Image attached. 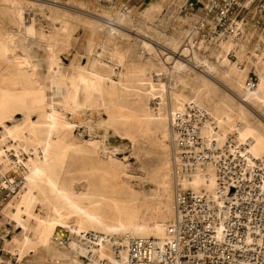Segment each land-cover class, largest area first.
<instances>
[{"label":"rangeland","instance_id":"1","mask_svg":"<svg viewBox=\"0 0 264 264\" xmlns=\"http://www.w3.org/2000/svg\"><path fill=\"white\" fill-rule=\"evenodd\" d=\"M20 1L23 2L25 8V24L32 25V23H35L32 26L42 31L46 36L50 35L61 24H68L71 27L68 44L64 43L62 34L57 36L53 50L59 58L57 61H52L50 67L43 46L44 43L38 40L28 43L31 54L34 58H37L36 60H39L43 69V71L42 69L39 71L38 76L35 78V87L38 89H47L51 78L66 76L69 72L70 64L83 65L92 59L95 53L93 51L92 54H88L85 50V43L90 34L88 27H93L94 23L96 24L94 42L103 44L104 52L101 55V60L104 66L113 70V77L117 76L115 73L116 69H118L117 62L114 58L109 57L107 53L113 48L128 50L130 53L128 59L132 65H149V68H151L149 71L154 80L155 77L152 74L154 71H163L162 74H164L162 78H156V81H153L159 86L162 85L160 86V88L162 87V97L158 93L149 95L145 94L144 90L139 91V96H142L141 105L136 100V96L130 93L131 90L120 87L119 95L110 97L111 99L106 107L97 106L94 95H91L86 102L87 104L82 106V109L83 107L84 109L81 111V115L74 118L72 134L69 137V141L73 144V150H71L72 152L70 151L65 159L62 175L58 178H52L60 186L76 193V196L80 198L77 201L79 205L84 203L83 197L80 195L85 191L84 189H87L92 193L90 196L91 205L98 209V212L110 224L114 225L115 217L113 213L116 206L105 198L109 195V189L113 187V182L109 176L111 173H115L126 182V186H129L127 191L131 194L130 200L132 201L130 202L142 204L144 216L147 219V222L145 219V225L150 224L154 221V218L160 217L165 210V205H163L161 199L162 181L165 178L169 181L167 193L169 198L166 197V199L168 200L167 206L171 210L170 221L166 222L165 227V235L167 234V227L172 222L174 213L175 176L173 172L174 163L170 154L169 133H167L168 137H163L161 131L164 127L168 132L167 115L169 113L170 92L174 90L183 92L186 96L196 95L195 91H192L189 87L203 76L200 68L204 67L205 60L209 63L215 62V64L219 60L224 63L227 70L222 73L223 70L217 69L214 73L223 83V86L217 85V92L204 94L202 93L204 92L203 89H196L197 95L203 94L202 96L206 99L204 103L207 105L206 111L210 110L213 112L215 109H223V115L235 116L237 106L242 107L245 110L244 119L235 116L233 123L246 125L247 128L241 138H247L250 142L254 139L252 134H258L262 143L257 146L256 152L258 156L264 154V102L258 98V93L255 90L248 91L243 86L247 74L254 73L258 78V84H261L264 90V31L262 29L243 30V27L236 25V28L241 31L237 39L228 40L220 45L217 51L209 50L204 54L206 56H200L199 53H196L197 57H199L198 59L202 60L197 62V58L191 57L192 51L189 54L185 50L181 54L177 53L181 49L180 44L183 33L197 16H201V12L198 9L195 11H190L187 8L181 9L185 4V0H152L137 5L128 4L124 6L115 5L110 0ZM8 3L7 0H0V30L14 32L17 31V25L8 18L6 13ZM26 14H28L27 20ZM108 28H115L116 35L108 38ZM121 33L125 34L123 35V40L117 35ZM22 41L16 35V44L20 45ZM229 41L230 46H225ZM228 50L232 52V55H228ZM163 53H167L165 57L161 56ZM181 55H185L184 58ZM237 55L239 56L238 59ZM161 58L165 59L167 63L164 64ZM229 62H234L237 65L240 76L238 73L229 72L227 69L230 65ZM124 68L123 66L120 69L126 72ZM179 68L180 70L178 71ZM134 82H132L133 84L130 83L132 84L131 86L127 83V87H136ZM167 89L170 90L169 94ZM262 91L259 92L261 97L263 95ZM16 93L20 94L19 103L22 106L30 104L39 97V93L36 90L33 93H29L17 88ZM164 98L167 102L165 101L163 104L162 99ZM152 101L157 102V110L155 111L152 108L154 107ZM67 115L69 117L70 113ZM146 115L152 116V118H159V120L160 118L164 119L162 126L155 122V119L150 121ZM15 116L20 118L21 113L16 112ZM32 117L35 119L34 115ZM211 118L213 117L211 116ZM226 120L225 118L224 123H229ZM213 125L215 126V123ZM213 125L211 126L214 127ZM233 128L226 124L223 128V134H228L227 136L235 134ZM208 130V128L204 129V136L217 139L210 136ZM249 146L252 149L251 143ZM8 152L16 157L13 150ZM19 154L21 161L24 160L27 171L28 167H30V163L26 159L28 155L25 152ZM15 157H12L11 160H17V157ZM186 180H183V187L191 188L190 185H187L188 180ZM76 196H73L72 199H75ZM15 199L16 197H13L11 200ZM54 201L56 206L63 212L70 213L69 216H75V207L68 205L59 198H55ZM119 204L125 203L120 202ZM65 206L66 208H64ZM46 211L45 202H37L34 207V213L38 215L44 214ZM68 221L73 222L74 217H69ZM60 226L61 224L57 223L55 229ZM2 227L0 228V233L6 230V238L8 239L21 230L18 226L15 227L8 224ZM116 233L118 232H113V235H117ZM65 234L66 244L45 251L43 256L27 253L21 264H75L77 260H80L82 264H87L88 251L77 243L76 235H72L68 228H66ZM142 237L154 238L152 235ZM4 243V238L0 236V249L5 251V255L1 256L2 264H19L4 249ZM100 260H104L103 253H99V256L93 260L92 264H102Z\"/></svg>","mask_w":264,"mask_h":264},{"label":"bare ground","instance_id":"2","mask_svg":"<svg viewBox=\"0 0 264 264\" xmlns=\"http://www.w3.org/2000/svg\"><path fill=\"white\" fill-rule=\"evenodd\" d=\"M7 1L9 3L6 13L8 18L17 25V31L0 30V161L6 162L9 159L8 156L11 154L8 151L13 150V153L17 157L16 163L21 162L19 153L25 152L28 155L26 159L30 163V167H28V170L24 174L25 183L20 192L15 196L16 199L0 206V228L7 224L21 228L19 233L12 235L9 239L6 238V230L0 233V236L5 240L4 249L10 253V257H14L21 264L27 253L43 256L45 251L66 244L65 233L66 228H68L72 235H76L77 243L88 251L87 264H92L93 260L99 256V253L104 254L106 264H124L111 256L110 237L113 236V232H118L116 236H120V234L121 236L129 235L134 237L152 235L154 238H164L166 222L170 221L171 218V210L167 206L168 200L166 199L168 197L169 181L165 178L162 181L161 199L163 205H165L163 214L158 218H154L152 223L145 225L144 207L140 203L130 202L132 201L130 200L131 194L127 191L129 186H126V182L118 175L111 173L109 178L113 182V187L109 189V195L105 199L114 203L116 206L113 213L115 224L112 225L98 212V209L91 205L92 201L90 196L92 193L90 191L84 189L85 191L80 195L83 197L84 203L79 205L77 203L80 199L79 196H76V193L69 191L67 188L60 186L52 177L58 178L63 173L65 159L70 151L73 150V144L69 141V137L72 134L74 118L81 115V111L84 109V107L82 109V106L87 104L86 102L91 95H94L97 106L106 107L109 104L110 97L119 95L120 87L128 88L129 91L131 90L130 93L134 94L136 100L142 105V96H139V91L144 90L145 94L147 93L149 95L158 93L162 97V87L160 88L162 85L159 86V84L153 82L156 81V78L155 80L153 79L149 71L151 70L149 65H132L128 59L130 55L128 50H120L117 48H113V50L107 52L108 56L114 58L117 62L118 69L115 71L117 76L113 77V70L104 66L101 60V55L104 52L103 44H96L94 42L96 32V24L94 23L93 27H88L90 34L85 43L87 53L92 54L93 51L95 53L94 56L92 55V59L83 65L70 64L69 72L66 76L51 78L47 89H38L35 87V78L42 69L40 66L41 63L31 54L28 43L34 40L44 43L43 46L50 67V63L57 61L59 58L53 50L57 36L62 34L64 43L68 44L70 41L71 27L68 24H61L50 35L46 36L42 31L32 26L35 23H32V25L25 24V8L22 1ZM237 26H239L238 23ZM115 31V28H108V38L116 35ZM122 33L117 34L118 37L122 38L121 40H123V35H125ZM16 35L23 40L22 44H16ZM230 39L237 38L229 37L227 40L221 41L217 47L214 46L212 50L217 51L220 45ZM229 44L230 41L225 46H230ZM228 52L231 51L228 50ZM166 54L163 53L160 55L165 57ZM197 56L196 53L192 52L191 57L197 58V62L202 61ZM238 57L237 55V59ZM161 61L164 64L167 63L163 58H161ZM229 64L227 67L229 72L238 73L239 75L240 72L238 71L239 68L237 65L234 62H229ZM123 66L126 72L121 71L122 69L120 68ZM204 67L200 68V72L203 74L201 79L189 87L192 91H195L196 95L186 96L183 92L172 90L170 92L168 110H178L182 107L183 102L188 100L194 101L206 110L207 105L204 104L206 99L202 96L203 94L197 95L196 89H203L204 92L202 93L204 94L217 92V85L223 86V83L214 73L217 69L223 70L222 73L227 70L225 69L224 63L219 60H217V64L215 62L209 63L205 60ZM165 69L167 70L166 66ZM162 72L154 71L152 74L154 76L163 75ZM47 73L49 74V72ZM132 82L136 84V87H127ZM17 88L24 92L28 91L29 93H33L36 90L39 93V97L30 104L22 106L19 103L20 94L16 93ZM167 90L169 94L170 90ZM254 90L258 93V98L264 102V90L261 84H257ZM261 91L263 92L262 97L259 96V92ZM165 101V98L162 99L163 104ZM16 112L21 113L20 118H16ZM208 112L213 117L212 119H214L213 121L215 123V126L213 125L214 127L208 125L204 128L209 129L210 136L216 137L217 140L224 139L228 135L223 134V128L227 124L229 127H234V133H237L239 138L242 137L241 135H243L247 128L246 125L233 123L235 116L244 119L245 110L242 107L237 106L235 116L223 115V109H215L213 112L208 110ZM68 113H70L69 117L67 115ZM32 115L35 116V119H33ZM146 117L150 121H154L155 119V122H158L161 126L162 122H164L162 118L159 120V118H152L149 115H146ZM225 118L229 123H224ZM161 133L163 137H168L166 128L164 129L163 127ZM252 136L254 139L250 142L252 149L249 146V151L255 158L262 157L264 154L258 156L256 152L257 146L262 141L259 139L258 134H252ZM22 161L24 163V160ZM187 185H190L194 190L202 189L207 191L213 187L214 179L212 175H196L189 183L187 182ZM73 196H76V198L72 199ZM55 198L62 199L68 205L75 207V216H69L70 213H65L57 207L54 201ZM37 202H45L47 211L44 214L36 215L34 213V207ZM120 202L125 204H119ZM69 217H74V221L69 222ZM57 223H60L61 226L55 229ZM75 264L82 263L80 260H77Z\"/></svg>","mask_w":264,"mask_h":264},{"label":"built area","instance_id":"3","mask_svg":"<svg viewBox=\"0 0 264 264\" xmlns=\"http://www.w3.org/2000/svg\"><path fill=\"white\" fill-rule=\"evenodd\" d=\"M195 3L187 0L181 9L195 11ZM253 3L264 11V0H207L201 16L196 15L183 33L177 53L204 55L217 43L238 38L241 31L234 13ZM257 84L256 75L248 73L244 88L252 91ZM156 103L152 101L154 111ZM168 112L175 176L172 222L164 238L111 236V256L124 264H264V155L253 157L250 140L236 133L222 140L204 136V128L214 122L194 101ZM8 157L0 161V206L25 183V163ZM196 175H212L213 187L207 191L184 188L183 180L189 183ZM4 252L0 249V264ZM100 262L107 263L106 259Z\"/></svg>","mask_w":264,"mask_h":264},{"label":"crops","instance_id":"4","mask_svg":"<svg viewBox=\"0 0 264 264\" xmlns=\"http://www.w3.org/2000/svg\"><path fill=\"white\" fill-rule=\"evenodd\" d=\"M146 1L152 0H110V2L115 5H128L133 4L137 5L140 3H146ZM187 0H185L186 2ZM207 0H196V8L198 11H202L203 6L206 4ZM234 17L236 22L243 27V30H259L262 29L264 31V11L257 8L256 3H253L250 6L242 5V7L238 8Z\"/></svg>","mask_w":264,"mask_h":264}]
</instances>
